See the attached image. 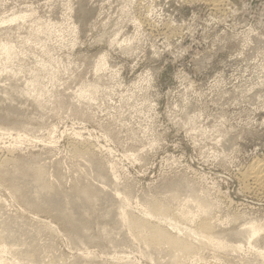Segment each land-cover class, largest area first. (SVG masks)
I'll list each match as a JSON object with an SVG mask.
<instances>
[{"label":"rangeland","instance_id":"374dc122","mask_svg":"<svg viewBox=\"0 0 264 264\" xmlns=\"http://www.w3.org/2000/svg\"><path fill=\"white\" fill-rule=\"evenodd\" d=\"M208 3L0 0V44L16 52L0 50V231H19L9 261L171 264L121 221L152 202L201 219V199L226 234L264 230V191L244 181L264 161V0ZM13 16L24 19L3 23ZM263 238L201 255L264 264Z\"/></svg>","mask_w":264,"mask_h":264},{"label":"bare ground","instance_id":"6f19581e","mask_svg":"<svg viewBox=\"0 0 264 264\" xmlns=\"http://www.w3.org/2000/svg\"><path fill=\"white\" fill-rule=\"evenodd\" d=\"M205 1L206 3L208 2L211 3L213 7L217 8L218 6H221V4L224 3L225 0H205ZM22 19H24V16H13L11 19H9L8 21H4L3 23H14ZM0 50L3 51L8 58H12L16 54L12 46L3 42L0 44ZM107 60L108 59L106 55L101 57L97 63L96 69H98L99 71L108 67ZM32 86L33 83H29L24 93L29 92ZM86 145L90 147V145L87 143L86 144L84 143L82 144L81 142L76 143L75 146L77 150L76 152L82 153L83 151L84 154L86 148L88 147ZM35 169L36 170H34L33 168L34 171H32V174L34 173L38 179H42L44 176L43 170L37 168ZM246 180L252 181V184L256 189L264 191V161L257 162L256 165H253L247 171V173L245 174L244 181ZM49 186H47L44 182L43 183L40 182V186H39L40 194L47 199L52 197L54 194L52 187ZM109 197L110 199H112V201H114V199L120 200L122 210H124V207L126 205L124 201L125 199L120 198V194L118 191L115 190L114 195L109 194ZM197 204L199 211L204 215L206 214V216H204L201 219H198V217L193 216L192 212L181 213L175 211L176 213L173 214L171 212L172 213L171 214L169 206L160 204L158 202H152L147 206V208L145 207L146 208L144 209L145 211L142 212L144 213L143 214L144 217L146 216L145 219H143L144 217H142L141 219L140 217L138 218L136 216H134L136 218H133V216L131 217L130 215L125 213H122L120 216H121V221L123 223V227H125L129 231V233L131 234L132 237H134L135 240L145 243L146 245L152 246L153 249L166 247L169 255H171L172 257L171 258L172 261L171 260L169 261L174 264L175 263L176 264L179 263L181 264H195V263L220 264L221 263L222 264L220 259H218L219 261L217 259L215 261L213 260L212 262L211 260L207 261L206 259H204L205 257H202L201 255V253L203 254L202 251L206 249L205 251L207 252V250L209 249L220 253H226L228 252L229 249H231V247L228 245L227 242V240L229 239H236L239 242V244L233 247L234 250H237L241 247L242 241H246L249 245L254 246L255 243L254 238H256L262 232H264V230L260 228V226L250 223L243 225L241 224L238 227L236 226L237 228L234 227V229H232L230 233L226 234L223 230H221L220 228L221 226H219L217 221L214 220L213 216L210 217L211 216L210 211L212 209L211 205L201 199L197 202ZM189 215L193 217V219L190 218ZM152 219L158 220V223L153 224L152 222H150V220ZM238 220L239 219H235L234 221L236 222ZM188 222H190L191 224L193 223V226H190L189 228L188 226H185ZM9 224L7 223L4 226H2L1 228L2 230L0 231V264H18L11 260L10 261L8 260V256H11L13 251L12 248L14 245L13 242H16V240L19 238V231L17 230L18 228L15 229L12 225ZM161 224L165 226H162ZM169 228H171L172 230L170 231ZM21 240L22 239H20V241ZM263 243H264V238H263ZM262 252L263 253L260 254L261 256H263L264 254V251ZM220 257L222 260L223 257L221 255L217 256V258ZM129 261L127 262L131 264ZM116 263L119 264V262Z\"/></svg>","mask_w":264,"mask_h":264}]
</instances>
